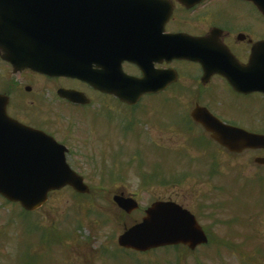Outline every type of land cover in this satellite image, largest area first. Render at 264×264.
Listing matches in <instances>:
<instances>
[{
	"label": "flooded vegetation",
	"instance_id": "1",
	"mask_svg": "<svg viewBox=\"0 0 264 264\" xmlns=\"http://www.w3.org/2000/svg\"><path fill=\"white\" fill-rule=\"evenodd\" d=\"M161 1V4L155 5V9H151L154 12L152 15L157 17L155 25H144L143 29L140 26L123 27L126 29L116 33L117 40L93 42L94 47L110 45L128 48L125 54L128 60L122 61L119 69L115 68L112 54L95 50L91 65L93 83L80 78L51 76L29 69L14 71L0 51V110L5 97L6 112L12 119L65 146L68 150L66 156L70 161L94 160L99 155L107 157L115 149L114 138L110 135H113V126L116 124L132 135L134 141L144 142L146 137L143 136H146V128L150 125L157 130L160 126L169 124L173 128L187 127L189 138V131L197 129L208 143L216 145L210 135L191 119V113L196 106L205 107L225 124L264 135V117L259 113L250 114L247 108L249 101L255 97L264 101V94L237 92L223 75L216 72L205 74V69H210V62L213 64L216 59L219 60L220 68L229 74L248 63L254 45L264 41V14L259 9V1L201 0L194 5L183 4L180 0ZM169 7L171 12L166 17ZM170 37L173 41L169 40ZM183 49L190 50L188 54L191 59L179 57L185 53ZM158 73H161L160 77L165 83L164 89L157 93L144 94L138 104H124L115 96L120 91L125 93L130 87L127 83L129 76H150L149 84L154 86L157 84L154 80ZM67 91L79 93L82 95L80 100L86 103H76L64 98L62 94ZM163 97L171 100L168 103L170 114L173 113L172 102L176 103L175 113L169 120L165 117L164 121ZM115 103L125 112L116 114L113 109ZM238 114L245 116L246 120H238ZM96 141L101 144L94 143ZM151 141L158 144L161 137L152 138ZM216 146L218 154L229 159H237L246 153L256 154L249 163L251 168L237 167L227 172L219 170V173L225 174L223 176L226 180L225 182L221 179L219 189L222 192L225 188L247 187L254 179L263 178L264 165L255 163V159L264 157V149L231 154ZM205 161L207 168L210 160ZM203 170L209 172L208 169ZM103 188L104 186L97 185L99 191ZM140 188L147 191L148 187ZM110 191L132 192L126 186H117ZM173 191V196L186 198L182 193L189 190L178 185ZM54 193L56 192H51L50 195ZM175 202L184 208L191 207L192 204ZM225 208L230 206L220 205L216 210L219 217L211 223L210 228L204 229L208 242L216 236L223 248L221 252H226L227 255L264 257V205L237 208L236 211L230 208L226 212V220L221 221ZM213 218L216 216L209 217ZM10 224L15 225L13 221H4L0 229V256L7 253L3 249L5 243L11 242L12 247V238L15 239L11 235ZM215 224L220 227L219 235L213 230ZM175 248L177 249L172 250H183L186 264H189L187 260L191 255L201 251L200 246L194 250L182 245ZM123 251L129 255L141 254ZM114 252V249L101 248L96 263L111 264ZM150 252L152 251L144 254ZM10 258V255H6L0 263L10 264L6 262Z\"/></svg>",
	"mask_w": 264,
	"mask_h": 264
},
{
	"label": "rangeland",
	"instance_id": "2",
	"mask_svg": "<svg viewBox=\"0 0 264 264\" xmlns=\"http://www.w3.org/2000/svg\"><path fill=\"white\" fill-rule=\"evenodd\" d=\"M115 104L113 105V109H119L120 107L117 106L118 104ZM247 108L250 114L251 112L253 114L259 113L264 117V101H261L258 97L251 99ZM171 111L173 113L176 111L175 102H172ZM162 113V121H164L165 117H167L168 120L171 119V115H173V113L170 114L169 105L164 102L162 103ZM237 119L244 122L246 117L242 114H238ZM146 131H148V133L146 136H143L146 137L144 142L136 141V143L132 145L123 146L121 143H125L124 139L126 138H124L123 133L120 132L117 126H113L114 135L110 136H114L115 143L120 144L117 147L122 146L121 150L129 153V160H135L131 165L126 164L128 163V156H125L126 153L122 152L123 155L120 153L121 156H117V153H119V148L117 149V147L115 151L113 150L107 154V157H103L107 158L105 160H102L103 158L99 155L100 158L97 156L93 161L79 159L71 162L78 172L80 170V172L85 175L86 184L92 188L90 194L87 196L77 198L70 189H67V191L63 190L55 195L41 210L34 213V218L32 219L19 209H13V205H5L0 199V229L4 221L12 222V214L14 213L22 222L21 226L24 227V229L30 230L23 245H20V240L21 238H25V236L18 239V232L15 233V231L12 230L11 235L15 238H12V247H10L11 242L8 244L5 243L3 249L7 251V253L0 256V261L3 262V258L6 255H10L11 258L6 261L7 263L22 264L20 258L25 252L31 256H37L38 261L35 264H75L74 257L70 251L71 249L74 250L76 254L77 264H97V254L100 253V249H116V239L124 228L123 222L126 218L114 207L112 203L113 192H109L121 185L126 186L132 191L131 193L139 198L138 201L142 209L158 198H163L164 200H174L175 198L176 201L184 203L185 205L187 202H192L191 207L189 206L190 209L196 213L198 219L204 226L210 227V224L213 223L219 215L217 214L216 218L209 219L206 215L215 210L212 207L207 208V213L204 214L206 211L204 204L206 206L216 204L220 193L218 189H216L215 184L220 183L221 179L226 182V180H224L225 176H223L225 174L221 172L210 179L208 174L206 175L203 170L206 166L201 162H194L192 168L187 169L190 176L182 181H176V178L186 169L183 167L181 158L176 156L174 151L185 150V153L189 154V158H191V156L195 158L197 155H202V151L206 150L212 157L215 153L214 145L207 144V148H203L202 145H195L193 141L187 140V136L181 133L182 130L180 131L179 128L170 127L169 124L160 126L157 130L155 128L150 129L149 127ZM196 132L198 133V130H196ZM158 136L161 137V144H159V146L150 145L147 141H151L152 138L158 139ZM129 140L130 142H134L133 138H129ZM89 142H91V140H89ZM94 143H100V141ZM202 144H204V142H202ZM254 155L256 154L246 153L237 159L218 156L220 170L227 172L237 167L251 168L249 163ZM185 161L187 160L185 159ZM140 162H142L143 167ZM120 166H125V170L120 171L122 168L118 170L117 168ZM154 168L158 169L161 176L154 175V178L151 180L149 178L148 180H144L143 175L138 171V169H143L150 173ZM207 169L209 170V168ZM115 172L117 174H113L112 176H102L103 173ZM173 176L175 179H173ZM143 184H146L148 187L146 189L147 191H142L140 188ZM97 185L104 186L101 191L104 189L105 191H98ZM177 185L190 191H184L182 193L186 198L182 196H173V190ZM209 185H211L210 188L208 187ZM218 203L226 207L230 206V208L235 211L244 207L250 208L264 205V175L263 178L254 179L252 184L247 187L241 189L234 187L223 189ZM92 205L96 206L95 209L87 211L93 207ZM89 206L91 208H89ZM109 206L113 208H108ZM230 208L224 209L221 221L226 220V212ZM103 215H108L110 221L102 224L101 219L104 217ZM2 216H5L6 219ZM67 216L69 219L63 220ZM140 216V211L133 215L134 218H139ZM76 225L77 227L80 226V233L74 231ZM16 226L15 224L14 227ZM47 226L51 229L48 232L57 234V237L54 235L48 236L46 233V236L43 237L41 241L40 235L43 231L47 230ZM10 227L13 229V225L10 224ZM58 228H65L67 232H62L61 229L59 231L57 230ZM213 230L219 235L220 227L217 224L214 225ZM66 235L69 236V239H67L69 243L67 244L70 246L62 250L61 247H59L60 244L54 243L56 241L61 242ZM217 243L218 238L215 236L209 246L214 247ZM63 248L65 247L63 246ZM9 249H11V251H9ZM170 249L171 248L154 250L149 254L131 255L121 249H116L111 264H186L182 249L178 251ZM202 250H208V248ZM202 250L191 255L187 262H189V264H245L243 257L225 255L224 253L218 255L217 250L213 249L204 253ZM219 251H221V249H219ZM254 258L256 257H250L249 259L253 260ZM257 258L259 264H264V258Z\"/></svg>",
	"mask_w": 264,
	"mask_h": 264
},
{
	"label": "water",
	"instance_id": "3",
	"mask_svg": "<svg viewBox=\"0 0 264 264\" xmlns=\"http://www.w3.org/2000/svg\"><path fill=\"white\" fill-rule=\"evenodd\" d=\"M142 1L0 0V45L3 48L5 41L18 38L20 56L25 52L28 61H18L17 67L37 68V65H45L47 71L83 76L85 71L79 67L88 65L93 51L99 48H92L90 42L104 40L110 25L123 15L121 10L130 9ZM261 10L264 12V6ZM13 47L16 49L15 45ZM237 71L235 80L243 81L242 87L264 92V42L253 50L248 65L237 68ZM220 72L224 74V71ZM120 99L129 103L133 101L126 96H120ZM205 112L195 111L194 119L212 133V138L231 151L264 146V136L214 123ZM2 120L5 127H14L4 112ZM45 147L42 158L27 153L30 151L28 149L20 148L14 159L0 161V194L10 201L19 202L27 210L42 205L50 190L66 185L78 193L88 192L82 177L66 165L64 150L54 141H46ZM114 200L128 213L137 207L132 199L116 196ZM204 242L206 238L194 218L171 202L154 203L141 223L130 227L118 238L120 246L138 251L178 243L194 248Z\"/></svg>",
	"mask_w": 264,
	"mask_h": 264
},
{
	"label": "bare ground",
	"instance_id": "4",
	"mask_svg": "<svg viewBox=\"0 0 264 264\" xmlns=\"http://www.w3.org/2000/svg\"><path fill=\"white\" fill-rule=\"evenodd\" d=\"M142 8L145 14V18H147L148 16H150L151 14H154V12L151 10L152 8L150 6H142V5H136L134 6V10L136 8ZM156 22H149V25H155ZM139 28H144L143 23L140 25ZM139 52V49H136ZM18 61H20L21 63H24L25 61H28V58H23V59H19ZM230 77L233 79V73H231ZM150 81V76L146 77V81ZM143 88V86H137L134 88H129V94L130 95H134L135 93H137L139 90H141ZM15 155H14V148L12 146H6L2 151H0V161L6 160V159H14Z\"/></svg>",
	"mask_w": 264,
	"mask_h": 264
}]
</instances>
